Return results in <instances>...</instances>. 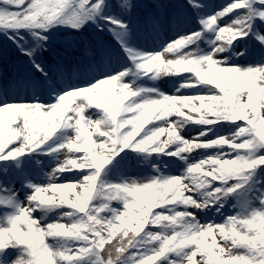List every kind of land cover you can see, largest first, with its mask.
Segmentation results:
<instances>
[{"label": "clouds", "instance_id": "obj_1", "mask_svg": "<svg viewBox=\"0 0 264 264\" xmlns=\"http://www.w3.org/2000/svg\"><path fill=\"white\" fill-rule=\"evenodd\" d=\"M233 9L244 11L217 30ZM257 19L252 0L228 4L208 18L210 50L195 32L148 50L129 28L126 59L91 83L37 65L47 97L38 85L0 106V160L13 162L0 167V264H264V56L235 62L253 38L264 48ZM88 22L75 0H32L13 18L40 54L52 30ZM165 78H178L171 91ZM37 151L52 165L24 173ZM121 153L146 170L114 171Z\"/></svg>", "mask_w": 264, "mask_h": 264}, {"label": "trees", "instance_id": "obj_2", "mask_svg": "<svg viewBox=\"0 0 264 264\" xmlns=\"http://www.w3.org/2000/svg\"><path fill=\"white\" fill-rule=\"evenodd\" d=\"M132 2L134 7L131 13V42L135 43L144 39V35L150 36L153 27L159 31H168L172 27L170 24L171 17L182 4L186 3V0H132ZM201 2L205 5L202 11L207 13L216 10L227 0H201ZM113 11H118V9H113ZM161 14L164 16V21L160 27H157L151 23V19L157 18ZM185 15L190 21L196 19L190 7ZM187 24L177 27H184ZM23 34L26 40L34 39L28 32ZM50 40L52 43L49 50L40 54L39 59L43 61L45 66L54 67L56 75L61 77L81 72L83 65L96 61L95 59L99 56L98 47L102 49L101 52L109 53L112 51L111 46H120L110 31L98 29L91 21L81 31L63 27L54 29L50 35ZM8 82L24 86L28 84L42 85L44 78L32 68L26 54L19 51L16 43L10 40L4 31H0V87L3 88ZM24 163L23 172L35 175V170L31 172L27 169L30 164L25 161Z\"/></svg>", "mask_w": 264, "mask_h": 264}, {"label": "snow or ice", "instance_id": "obj_3", "mask_svg": "<svg viewBox=\"0 0 264 264\" xmlns=\"http://www.w3.org/2000/svg\"><path fill=\"white\" fill-rule=\"evenodd\" d=\"M71 3L72 0H69ZM235 0H227L226 3L222 4L215 11L210 14H206L202 11L205 5L201 2V0H186L185 4H182L177 12L171 17L170 24L174 30L177 29L178 25H183L190 22V19L186 17L185 13L187 9L190 7L192 14L196 17V21L199 24V28L194 31H179L177 30L176 36L173 39H176L180 36H189L192 33H200L201 38L208 33L207 28L205 27L208 23V18L210 16H214L218 11H222L224 7L228 4L234 3ZM255 5H259L264 8V3H261V0H252ZM32 3V0H24L23 3H20L19 0H0V18H4L8 23L13 24L10 27H2L0 26V31H4L10 40L16 43L20 52L26 54L29 59L32 68L35 71L41 72L38 70L37 65L44 67V63L39 59L40 51L37 49L28 50L25 47L26 38L24 36V32H28L29 30L25 27L15 26L13 23V18H18V14L22 9L26 8L29 4ZM76 7L78 8L79 13L81 14L82 20L95 21V25L98 29L104 30L107 29L112 33L115 39L119 42L120 49H122L123 55L126 56V48L128 45V32L127 30L131 28V13L133 9V5L131 11H127L129 7V0H75ZM113 9H118V11H113ZM240 9H233L228 12L227 16L220 17L216 25L214 26L217 30L221 27H224L227 22L231 19H235L237 15L241 12H237ZM243 12V11H242ZM164 21V16L161 14L157 18H152L151 23L157 27H160ZM215 36V32H212ZM36 39H39L36 37ZM192 47V45H189ZM110 56L116 58L121 57L120 52L109 51ZM42 78L43 75L41 74ZM91 78L84 81V83H91ZM199 91V89H198ZM206 91L211 92L216 96H222L223 93L214 87L206 89ZM20 97L16 95L15 92L9 91L6 89H0V106L6 105L12 100L19 99ZM7 151V150H6ZM3 155V153H0ZM3 161V160H0ZM76 173V171H73ZM81 175L87 174L86 171L80 173ZM67 178H76L75 175L68 176ZM86 235H91V233H86ZM85 246L87 245V241H84ZM72 264H78V262H72Z\"/></svg>", "mask_w": 264, "mask_h": 264}, {"label": "rangeland", "instance_id": "obj_4", "mask_svg": "<svg viewBox=\"0 0 264 264\" xmlns=\"http://www.w3.org/2000/svg\"><path fill=\"white\" fill-rule=\"evenodd\" d=\"M244 11V9H240L237 10V12H242ZM211 12H207L206 14H210ZM256 25L260 27L261 31H264V24H262L259 19H257L256 21ZM197 28H199V24L197 23V21H192L190 23H188L186 26L184 27H177L176 30L173 29V27H171L168 31H166V33H162V32H158L154 35V38H144L142 41L135 43L137 46L140 47H145L148 50H159V48H162L168 41H170L171 39L174 38V36H176L177 34V30L179 31H194ZM208 36H214L212 33L208 32L207 33ZM205 35V37H202L201 39L204 40L205 42L208 41L209 37ZM214 38V37H213ZM247 40V38H245ZM198 43L200 44V41H198ZM248 45H249V52L248 55L249 57H254L255 61H257L258 59H260L262 56H264V48H261L260 44L253 38L252 40L248 41ZM241 47H243V45H241ZM121 53V57L126 59V56L123 55V52ZM246 56V58L244 59V61L248 62L251 61L249 59H247L248 57ZM114 57L110 56L102 65L101 68H103L106 65H109L112 63ZM100 68V69H101ZM98 72V71H97ZM97 72L95 74H92V76H74L72 78H65L69 81H75L78 83H84V81H86L89 78H94L97 74ZM63 80V79H61ZM167 85L169 86V90L166 91H171L172 86L174 85L173 81H169L167 83ZM37 88V86H14L12 84H6V86L4 87V89L9 90V91H13L16 94H19L21 92H29L32 90H35ZM167 89V88H166ZM40 90L43 92L44 97H47V88L46 87H40ZM27 98V97H25ZM43 102L48 103L51 100H54L55 97H50V98H43ZM237 123H242V122H237ZM14 126V125H13ZM147 126V125H146ZM127 152V150H125ZM82 154V153H81ZM124 154V153H123ZM125 156V154H124ZM24 157H26V159H28L27 161H32L34 159H39L43 162L42 167L47 169L48 167H50L52 165V159L51 156L46 153V152H41V151H37L36 153H26L24 155ZM128 159H123V157H120V159L123 162H129L126 163L127 165H129L131 167V169L129 171H132L134 174L138 173V172H143L146 169H143L141 167L138 166L137 164V158L133 157L131 154L125 156ZM9 164L12 165V163H10V161H0V167H2L4 164ZM38 169L40 170V167H38ZM72 171H78L76 169H73ZM79 171H83V170H79ZM11 174H14V172ZM61 175L67 176V175H72V173H62ZM56 183H63L65 181H62L59 177L56 179L55 181ZM161 264H167L166 261H162Z\"/></svg>", "mask_w": 264, "mask_h": 264}, {"label": "bare ground", "instance_id": "obj_5", "mask_svg": "<svg viewBox=\"0 0 264 264\" xmlns=\"http://www.w3.org/2000/svg\"><path fill=\"white\" fill-rule=\"evenodd\" d=\"M206 36H208L207 34H206ZM203 37H205V36H203ZM209 37V39L210 38H213L214 36H208ZM252 40V39H251ZM200 41V47L202 48V49H205V50H210V45L208 44V41H204V40H202V39H200L199 40ZM249 52V51H248ZM248 58L247 59H249V60H251V61H249V63H253V62H255V58L254 57H249V56H247ZM246 58V57H241L240 58V60H238V61H235V62H237V63H248L247 61L245 62L244 61V59ZM176 79H178V78H165L163 81H161V87L164 89V90H169V86L167 85V83L169 82V81H173L174 82V84H175V81H176ZM167 88V89H166Z\"/></svg>", "mask_w": 264, "mask_h": 264}]
</instances>
